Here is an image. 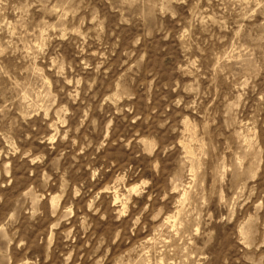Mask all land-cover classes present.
I'll return each instance as SVG.
<instances>
[{"label": "rangeland", "instance_id": "rangeland-1", "mask_svg": "<svg viewBox=\"0 0 264 264\" xmlns=\"http://www.w3.org/2000/svg\"><path fill=\"white\" fill-rule=\"evenodd\" d=\"M0 264H264V0H0Z\"/></svg>", "mask_w": 264, "mask_h": 264}]
</instances>
